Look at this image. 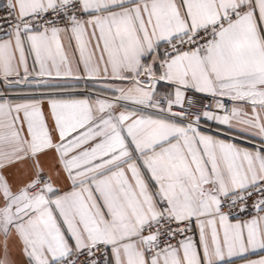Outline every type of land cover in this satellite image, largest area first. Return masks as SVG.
Wrapping results in <instances>:
<instances>
[{
  "label": "snow or ice",
  "instance_id": "1",
  "mask_svg": "<svg viewBox=\"0 0 264 264\" xmlns=\"http://www.w3.org/2000/svg\"><path fill=\"white\" fill-rule=\"evenodd\" d=\"M0 264H264V0H0Z\"/></svg>",
  "mask_w": 264,
  "mask_h": 264
},
{
  "label": "crops",
  "instance_id": "2",
  "mask_svg": "<svg viewBox=\"0 0 264 264\" xmlns=\"http://www.w3.org/2000/svg\"><path fill=\"white\" fill-rule=\"evenodd\" d=\"M255 258V257H254Z\"/></svg>",
  "mask_w": 264,
  "mask_h": 264
}]
</instances>
